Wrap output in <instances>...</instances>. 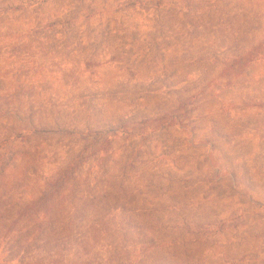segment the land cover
I'll return each instance as SVG.
<instances>
[{
	"label": "rangeland",
	"instance_id": "obj_1",
	"mask_svg": "<svg viewBox=\"0 0 264 264\" xmlns=\"http://www.w3.org/2000/svg\"><path fill=\"white\" fill-rule=\"evenodd\" d=\"M0 13L12 264H264V0H0ZM253 50L263 59L237 64Z\"/></svg>",
	"mask_w": 264,
	"mask_h": 264
},
{
	"label": "trees",
	"instance_id": "obj_2",
	"mask_svg": "<svg viewBox=\"0 0 264 264\" xmlns=\"http://www.w3.org/2000/svg\"><path fill=\"white\" fill-rule=\"evenodd\" d=\"M0 17H2L1 13H0ZM254 52H256V50H253L247 54H245L244 56H241L240 58H237V64L238 65H241L242 64V61H246L248 62V64L252 63L254 61V58H255V55H254ZM260 58H255L256 60H262L263 59V56H260V54H258ZM121 130V133L123 135H127L128 133L125 132L123 130V128H117V129H111L109 132L110 133H117V132H120ZM61 184V178L56 180L54 183L48 185L50 186L51 190H57L58 186H60ZM59 189L55 192H58ZM47 195H48V192L47 194H44V197L43 199H38L37 202H32V204L29 206V208H34V207H39L41 205L42 207V202H44L45 200H47ZM64 196L62 197L61 200H63ZM60 200V201H61ZM47 216V214H46ZM42 219V222H35L34 225L32 226L34 228V234H42L44 231H45V227L48 226V225H51L52 224V219H48L49 221L45 222V218H41ZM6 237H4L5 239ZM1 239V237H0ZM8 242L7 240L5 239V241H0V264H12L15 259V255L11 256V254H7L8 252L10 253L11 251L10 250H7V246H8ZM14 249V248H12ZM15 250V249H14ZM19 250V248H18ZM19 254H17L18 256ZM53 256H55V254H53ZM16 260V259H15Z\"/></svg>",
	"mask_w": 264,
	"mask_h": 264
}]
</instances>
